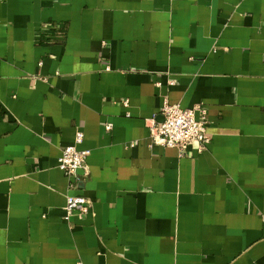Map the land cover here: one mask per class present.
Returning <instances> with one entry per match:
<instances>
[{
  "label": "crops",
  "instance_id": "1",
  "mask_svg": "<svg viewBox=\"0 0 264 264\" xmlns=\"http://www.w3.org/2000/svg\"><path fill=\"white\" fill-rule=\"evenodd\" d=\"M165 103L202 152L151 143ZM0 264H264V0H0Z\"/></svg>",
  "mask_w": 264,
  "mask_h": 264
},
{
  "label": "built area",
  "instance_id": "2",
  "mask_svg": "<svg viewBox=\"0 0 264 264\" xmlns=\"http://www.w3.org/2000/svg\"><path fill=\"white\" fill-rule=\"evenodd\" d=\"M160 114L163 120L154 119L148 126L152 144L166 148H178L183 153L192 146H196L198 151L202 152L211 142L207 133L206 110L202 108L183 109L178 105L165 103ZM105 128L110 131L112 124H106ZM83 141L84 133L78 131L74 145L65 147L58 160V168L72 180L71 187L79 181V171L88 173L87 159L90 152L79 148ZM64 210L66 220L74 213H87L89 211L88 201L84 197L67 196Z\"/></svg>",
  "mask_w": 264,
  "mask_h": 264
},
{
  "label": "water",
  "instance_id": "3",
  "mask_svg": "<svg viewBox=\"0 0 264 264\" xmlns=\"http://www.w3.org/2000/svg\"><path fill=\"white\" fill-rule=\"evenodd\" d=\"M162 118V117H161ZM163 119H161V121H162Z\"/></svg>",
  "mask_w": 264,
  "mask_h": 264
}]
</instances>
